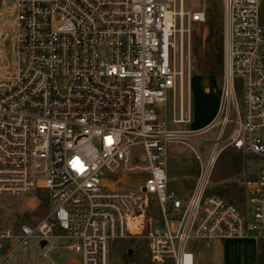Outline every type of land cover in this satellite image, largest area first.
<instances>
[{"label":"built area","instance_id":"2783aa9c","mask_svg":"<svg viewBox=\"0 0 264 264\" xmlns=\"http://www.w3.org/2000/svg\"><path fill=\"white\" fill-rule=\"evenodd\" d=\"M263 4L222 0L223 75L210 126L219 132L209 166L226 149L261 164L242 182L237 205L208 194V166L185 197L169 185V147L183 131L171 129L163 110L178 97L174 123H191L190 39L205 7L17 0L16 67L0 79V197L43 191L49 211L37 225L0 229V264L39 253L58 230L83 264H109L119 240L147 241L156 264H195L197 247L227 240L264 241Z\"/></svg>","mask_w":264,"mask_h":264},{"label":"rangeland","instance_id":"374dc122","mask_svg":"<svg viewBox=\"0 0 264 264\" xmlns=\"http://www.w3.org/2000/svg\"><path fill=\"white\" fill-rule=\"evenodd\" d=\"M264 1V0H263ZM205 7L204 22L193 24L191 43V123L175 124L174 111L178 118L179 99L170 96L163 110L171 129L183 131L182 142L170 145L172 159L168 157V172L170 189L178 192L181 197L188 195L197 183L203 167L210 168L211 177L208 194L218 196L237 205L241 204L242 182L258 173L261 164L253 157L241 156L226 149L209 166L210 157L214 151V143L218 137L216 127L196 131L200 126L209 123L211 114L216 110L223 75V65L215 66L213 46L219 44L223 36L222 0H184V8L190 11L202 10ZM264 19V4H263ZM16 18L17 0H0V79L10 77L15 70L16 53ZM223 48V41H222ZM205 89H208L207 95ZM213 116V115H212ZM196 153L201 157L197 159ZM128 181H136L135 176L127 177ZM48 198L45 192H35L22 196L4 195L0 197V229L19 230L22 225H37L45 219L49 211ZM156 221L161 220L158 206L152 207ZM58 236L64 233L58 230ZM71 241L66 238H52L48 248L35 251H25L23 258L19 255L18 262L12 264H65L63 259L82 264V256L69 249ZM260 263L264 264V241L260 243ZM198 247L195 264H209L210 250ZM130 252H132L130 254ZM46 253V258L44 254ZM109 264H156L150 259L149 243L147 241L119 240L110 243ZM164 264H173L165 262Z\"/></svg>","mask_w":264,"mask_h":264},{"label":"crops","instance_id":"0c3cea01","mask_svg":"<svg viewBox=\"0 0 264 264\" xmlns=\"http://www.w3.org/2000/svg\"><path fill=\"white\" fill-rule=\"evenodd\" d=\"M205 92L207 95H211V94H209L208 89H205ZM216 97H217V99H219V102H218L216 110L211 114L209 123H207L204 126H200L197 129H193L196 131H190V132L198 133L199 131H202L203 129L207 130L208 128H210L211 124L215 120L216 115L218 113L219 104H220V92H219L218 96H216ZM171 152L172 151H170V149H169V161H170V159H172ZM168 175H169V172H168ZM176 193L178 194V192H176ZM190 193H191V191L188 193V195ZM178 195L180 196V194H178ZM184 197H185V195H184ZM55 236H56L55 238H64V237L58 236L56 234H55ZM260 243H261V241L255 240V239H232V240H227L222 245H216L212 248L204 247L205 248L204 250H210L211 251V253L207 255L208 258L212 261L209 264H259L260 263V255H261ZM48 244H49V242H46V246L42 247V249L43 248L46 249V252H50L52 250V248H48ZM197 248L195 249V256L197 254L196 253ZM69 249L73 251L72 243L69 246ZM131 253L132 252H130V254ZM63 261L65 262V264H75V262L68 261L65 258L63 259ZM81 261L83 264V259H81Z\"/></svg>","mask_w":264,"mask_h":264},{"label":"trees","instance_id":"16d2710c","mask_svg":"<svg viewBox=\"0 0 264 264\" xmlns=\"http://www.w3.org/2000/svg\"><path fill=\"white\" fill-rule=\"evenodd\" d=\"M214 43L213 46V59L215 61V66L221 67L223 65V48H222V41H223V36H221V41L219 44H215V41L212 40Z\"/></svg>","mask_w":264,"mask_h":264},{"label":"water","instance_id":"95a60500","mask_svg":"<svg viewBox=\"0 0 264 264\" xmlns=\"http://www.w3.org/2000/svg\"><path fill=\"white\" fill-rule=\"evenodd\" d=\"M45 246H46V242H43V243H42V247H45Z\"/></svg>","mask_w":264,"mask_h":264}]
</instances>
